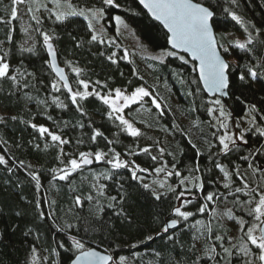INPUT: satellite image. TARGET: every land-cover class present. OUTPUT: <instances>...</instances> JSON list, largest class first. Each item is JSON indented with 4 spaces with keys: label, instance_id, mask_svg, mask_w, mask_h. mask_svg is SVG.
Listing matches in <instances>:
<instances>
[{
    "label": "trees",
    "instance_id": "obj_1",
    "mask_svg": "<svg viewBox=\"0 0 264 264\" xmlns=\"http://www.w3.org/2000/svg\"><path fill=\"white\" fill-rule=\"evenodd\" d=\"M68 2L76 9L101 6V0ZM117 2L121 7L108 9L103 18L110 31H114V16L120 15L146 47L169 49L166 32L136 0ZM199 2L213 6L215 15L212 25L216 38L223 47L229 48L227 53L220 48L231 65L228 97L221 100L230 117L229 123L236 124V127L239 125L237 130L241 132L251 127L249 121L254 115L256 123L264 127V120L260 119L264 116V67L261 66L264 63V0H237L236 4H232L231 0ZM42 3L48 9H55L48 7V0H42ZM10 5L11 0H0V17H9ZM225 9L235 11L249 25L253 51L245 53L231 46L237 39L229 34H241L240 41H244L248 33L241 24L231 19ZM37 15L43 23L39 26L41 31L37 32L35 29L38 26L30 19L36 35L32 51L21 46L24 34L18 20L13 22L15 31L12 33V44L6 42L7 26L0 24V41L4 42L2 50L9 52L10 72L17 77L15 82L7 78L0 80V155L8 160L7 166L0 165V264H67L68 253L59 244L62 242L65 247L69 246V235L83 239L89 247L109 252L117 264L120 256L126 257L125 264H214L205 255L207 246L213 243V240L201 235L205 226L211 224L214 234L226 233V239L234 238L233 243H239L243 233L239 232L236 222L226 217L220 221L213 217L211 211L203 215L198 212L208 192L227 193L218 182L223 173L214 167L213 161L225 166L230 173L238 167L241 173L248 175L255 187L260 182V174L253 176L247 163L240 157L259 148L262 153L254 164H264V137L254 130L250 131L245 135L247 145L238 143L227 155L222 154L218 140L212 135L216 132L219 136L222 130L219 124L216 128L210 126L215 121L206 111L212 106L209 101L219 97H208L200 83H191L194 78L198 80L192 71L193 62L189 60L188 64H184L177 56H165L161 62L143 54L132 56L129 49L127 59H123L125 52H121L115 43L91 41L88 21L83 16H69L63 22H58L54 16L49 18L47 10ZM252 24L260 31L253 29ZM43 32L52 36L57 61L74 90H83L76 83L78 79H83L91 81L102 94L115 88L131 92L139 86L148 87L153 92L161 104L163 115L149 102V98H145L142 105H133L125 110L127 118L135 125L155 132L152 144L155 150L151 147L150 155L140 151L147 143L122 131L116 121L107 117V106L95 96L79 101L84 112L81 115L71 104L62 85H58L59 92L52 89V82L58 81V78L50 68L42 40ZM113 52L116 53L112 57L115 63L108 59ZM178 55L188 60L184 54ZM248 68L257 70L258 78L239 80L240 73L246 74ZM73 69H80L79 76ZM134 69L136 75H133ZM139 77H143V80ZM95 81H100V85H95ZM197 86L199 94L189 95V91L195 92ZM54 101L63 106L58 107ZM253 104L259 110L257 113L249 112ZM244 115H248V119L244 126H240L237 122ZM32 124L43 125L70 141L62 146L65 155L61 156L60 146L47 135L41 137L38 130L31 127ZM94 130L103 133L102 137H97L96 143L90 139ZM189 139L196 144V148L192 147ZM107 140H113L114 144L107 145ZM155 144H159V147H155ZM108 147L121 152V159L125 157L141 168L149 169L148 172L138 173L143 180H132L130 170H112L110 165L95 162L73 173L67 181L52 179V169L64 167L61 160L66 163L77 151H107ZM160 148L164 149L162 156ZM128 150L138 154L123 155ZM151 156H157V161H153ZM165 162L169 171L175 164L183 176L200 177L204 182V192L193 196L186 206L187 211L194 213L192 217L181 221L169 233L158 235L164 222L170 217L174 218L172 209L178 205L175 193L169 192L167 187L160 189L155 185L161 180L179 190V178L166 177L153 171ZM197 166L199 172L194 170ZM8 168L13 171L10 173ZM190 169L193 171L190 172ZM29 172L39 174V191ZM102 173L111 176V179H104ZM233 181V187L239 186L235 176ZM144 183L158 189L162 199L155 200L151 191L143 188ZM100 184L106 185L103 195L96 190ZM189 188L196 191L193 184ZM90 195L93 197L91 201L87 199ZM76 196L81 197L82 206L75 203ZM112 196H116L117 200L123 196V200L115 207H109V204H114L110 199ZM231 199L218 200L209 208L214 207L218 211L231 209ZM120 209L123 214L116 215ZM41 212L45 214L44 218L40 217ZM236 214L242 215L238 211ZM245 219L251 218L245 216ZM68 225H72L71 230L67 228ZM58 228L64 230L58 231ZM149 236L153 239H147ZM217 251L220 249L217 248Z\"/></svg>",
    "mask_w": 264,
    "mask_h": 264
},
{
    "label": "snow or ice",
    "instance_id": "obj_2",
    "mask_svg": "<svg viewBox=\"0 0 264 264\" xmlns=\"http://www.w3.org/2000/svg\"><path fill=\"white\" fill-rule=\"evenodd\" d=\"M52 2L55 6L54 10L48 9L47 5L42 3V0H11L9 17L7 19L0 17V24H3L8 28L6 42L8 44L13 43L12 33L15 31L13 22L20 19L18 6L21 4L28 5L27 14L30 15V19L35 21V24L38 26L35 31H41L39 26L42 25L43 20L37 15V13L40 8L43 7L50 13L49 18L54 16L55 20L58 22H63L69 16H83L88 20L87 27L91 33V41L100 44H104L105 40L97 33L95 24L99 23L104 18L108 9L121 7L117 0H101L100 7H90L77 11L68 0H52ZM138 2L167 30L168 44L171 46V49L175 51H168L165 55L168 57L177 56L184 64H188L190 62L189 60L185 59L182 55H178V53L182 51L188 53L191 57V61L195 62L192 71L198 73V80L194 78L191 83L197 85L202 83L203 90L213 96L217 93L222 96L228 95L225 90L230 86L229 69L231 65L223 58L219 49L223 48V51L227 53L229 52V48H225L219 43L213 31L212 21L215 15L213 6L210 3L207 5L201 3L199 0H138ZM231 2L232 4H236L237 0H231ZM225 12L228 13L233 21L241 24L244 27V31L248 33L246 40H236L231 46L245 53L253 51L254 49L250 47L253 45V38L249 31V25L246 24L243 18L235 11L225 9ZM114 20L116 25L127 27L120 15H116ZM251 27L255 29L254 24H252ZM23 30L27 32V28ZM255 30L257 32L260 31L259 29ZM117 31L119 32V28ZM41 34L48 56L51 58L50 68L58 78V81L52 82L51 87L54 91L59 92L60 86L58 85H62L63 89L67 90L71 104L76 106L81 115H84V112L79 101L95 96L103 105L107 106V117L110 120L118 121V127L126 132L128 136L138 138L142 133L129 119L126 118V109L132 108L133 105H142L145 102V98H149V102L157 110L161 111V115L164 114L158 98L153 95V92L148 87L145 86L135 87L131 92L121 88L109 89L106 94H102L100 91H97L91 81L78 79L76 83L81 86L83 90H80V88L74 90L69 83L68 77L65 75L64 69L57 65V52L51 42L52 36L47 32ZM3 43V41H0V80L7 78L15 82L17 77L10 72V64L7 59L9 52L2 50ZM108 43L114 44L115 41H109ZM27 51H32V49L29 48ZM115 55L116 53L113 52L112 55L108 57L113 63L116 62L112 59ZM127 56L128 53L125 50L122 58L127 59ZM163 58V56L153 57V59H160L161 62L163 61ZM261 66L264 67V63H262ZM73 70L79 76L80 69ZM133 75H136L135 69L133 70ZM258 75L259 73L257 70L248 68L246 74L244 72L240 73L239 80L245 81L246 78L249 77L252 80H256ZM139 79L143 80V77H139ZM94 83L95 85H100L101 82L95 81ZM129 83H131V81H129ZM90 87L92 88L91 91L88 90ZM104 87H106V85ZM199 91V86H197L195 92L189 91L188 94H199ZM54 102L57 103L58 107L63 106L59 104L58 101ZM209 104L212 106L206 109L207 114L213 121H215V123H212L210 126L216 128V125L219 124L220 129H225L224 133L219 136H217L216 132L212 133V135L218 140L220 146L219 151L222 154L227 155L238 143L247 145L248 140L245 138V135L250 131L254 130L260 137H264V127L256 123V117L254 115L249 121L251 125L250 128L244 129L239 134L228 132V125L226 123L228 114L225 111L221 99L216 98L210 100ZM193 111H195V109H193ZM258 111L259 110L255 104L250 106V113H257ZM49 118L51 119V117ZM12 119L16 118L12 117ZM260 119L264 120V116H261ZM31 127L37 129L41 137L47 135L52 142H55L60 146L61 156L65 155L62 146L68 144L70 141L63 139L61 135L51 132L43 125L37 126L36 124H32ZM80 127L83 128L84 125L81 124ZM237 127H239V125H237ZM217 131H219V129H217ZM102 136L103 133L101 131L94 130L90 139L93 143H96L97 137ZM189 143H191L193 148H196V144L192 143L191 139H189ZM113 144V140H107V145L110 146ZM140 151L150 155L151 146L143 147ZM159 152L162 156L164 154V149L160 148ZM261 153L262 149L258 148L255 151L250 152L248 155H242L240 157L241 160L247 163L248 169L251 170L253 176L257 173L260 174V182L256 183L255 187L252 186L253 182H250L248 175L241 173L238 167L230 173L225 166L213 161L214 167L223 173L222 186L227 190V193L208 192L204 195L205 203L201 204L198 208V212L203 215L206 212L211 211L213 217L220 221L226 217L228 220L236 222L238 224L239 232L243 233V235L239 237L240 242L233 243L232 241L234 238L228 237L226 239V233L221 234L217 232L214 234L211 224L205 226V230L201 235L209 240H213V243L207 246L205 255H207L208 260L214 261V264H264V164H254L257 156ZM137 154L138 153L132 152L131 150L123 153L125 156H133ZM121 155L122 153L116 151L114 147H108L107 151H81L78 156L69 158L66 163L64 160H61L64 167L52 169V179L67 181L73 173L81 170L84 166L92 165L95 162L110 165L112 170H130L132 180L142 181L143 177L138 173L148 172L149 169L141 168L139 165H136L134 161L123 160L121 159ZM169 155L172 154L169 153ZM151 159L157 161L158 158L157 156H151ZM21 164H23V162H21ZM0 165H8V160L5 159L4 155H0ZM171 168L172 170L169 171L168 165L165 162L161 166L153 169L157 174L163 173L166 177L175 176L179 178V190L167 185L166 182L159 183L160 189L167 187L169 192L175 193V198L180 203L172 209V216L175 218L170 217L166 220L158 235L169 233L170 230L176 229L181 221H187L194 215L193 212L184 210L186 206L191 203L190 198L185 199L186 195L188 197H193L198 193L202 194L204 192V182L200 177L190 178L183 176V174L176 168L175 164H173ZM194 170L197 172L200 171L198 166ZM8 171L11 173L13 169L8 168ZM189 171L191 172L193 170L190 169ZM28 174L31 176V180L35 181V188L39 191L41 188L39 174L35 172H29ZM101 175L104 179H111V176L109 175L103 173ZM233 176L239 181V186L233 187ZM190 182H193V187L196 191H193V188L187 187ZM210 182L216 183L215 181ZM142 186L145 190L151 191L155 200L159 201L162 199V193L158 189L151 188L147 183H144ZM105 187L106 185L100 184L96 188L99 195L104 194ZM228 197H232L230 203L233 208L225 211H218L214 207L211 209L209 208L210 204L214 205L218 200L227 201ZM241 197L244 198L242 199ZM87 199L91 201L93 200V197L90 195ZM110 199L114 204H109V207H115V204L122 202L123 196L120 197V200H117L116 196H112ZM75 203L82 206L83 201L80 196L75 197ZM39 206L40 204L38 202L37 207ZM233 209L236 211H233ZM237 211L242 213V215L238 216L236 214ZM115 214L122 215L123 210L120 209ZM17 215H19V213H17ZM245 216L251 219H245ZM40 217L44 218L45 214L41 212ZM197 223L200 222L197 221ZM67 228L71 230L72 225H68ZM57 230L63 231L64 229L58 228ZM68 239L70 241L69 246L65 247V244L62 242L59 244V247L68 253L67 264H117L111 254H107V252L102 254L100 251L87 246L83 239H78L75 235H69ZM147 239L151 240L153 237L149 236ZM196 239H199V237H196ZM217 248H219L220 251H217ZM33 251H35V249H33ZM125 260L126 257L120 256L118 264H125Z\"/></svg>",
    "mask_w": 264,
    "mask_h": 264
},
{
    "label": "rangeland",
    "instance_id": "obj_3",
    "mask_svg": "<svg viewBox=\"0 0 264 264\" xmlns=\"http://www.w3.org/2000/svg\"><path fill=\"white\" fill-rule=\"evenodd\" d=\"M48 2H49L48 7L55 8L52 0H48ZM18 7H19V13H20V19H18V23H19V26H20L23 34H24V39H23V41L21 43V46L24 47V48L29 49V48H32L34 43H36V35H35V32L32 29V25H31V21H30V15L27 14V7L28 6L26 4H21ZM84 9H87V8H84ZM76 10L79 11L81 9L77 8ZM44 11H46V10L41 8L39 10V14H42ZM114 23H115V27H114V31L113 32L110 31L107 28V26H106V24H105L103 19L99 23L95 24V28L97 30V33L100 34L104 40H107V41H113L114 40L116 46L121 49V52L124 53L125 50L127 51V49H129L130 50V54L132 56L143 54L145 56H150V57H161V56L165 57L166 56L165 54L168 51H170L169 49L155 50V49H150V48L146 47L142 43V41H140L138 35L136 34V32L134 31L132 26L129 25L126 21H124V24L127 25V27H124L123 25H120V26L116 25L115 20H114ZM25 28H27V32H25L23 30ZM118 28H119V32L117 31ZM229 36L232 37V38L235 37L237 40H240L241 37H242L241 34L240 35L239 34L238 35L237 34H229ZM42 40H43V38H42ZM1 114L2 113L0 112V115ZM126 118H127V116H126ZM127 119H129V118H127ZM229 119H230V117L228 116V118L226 120V123L228 125L227 131L230 132V133L239 134L240 132H239V130H237L236 124L235 125H234V123L230 124L229 123ZM247 119H248V115H244V116H242L239 119V121L237 123L240 124V126H244L246 121H247ZM116 123L118 125L119 122L116 121ZM134 126L137 127L142 133V135L139 137V140L141 142L147 143V144H144L143 147L151 146L152 150H155L154 146L152 145L154 140H155V137H156L155 132H153V131H151L149 129H147V130L141 129L140 126H137L135 124H134ZM221 130H222L221 134H223L225 129H221ZM156 146L159 147V144H155V147ZM79 152H81V151H77L74 156H78ZM84 152H87V151H84ZM122 159L123 160H128L125 157L122 158ZM185 177H190V176H185ZM190 178H195V177H190ZM222 178H223V176L221 178H219L218 182L221 185V187L223 188V186H222V183H223ZM160 182H161V180H158L155 185L157 187H159V183ZM193 182H196V181H193ZM193 182L188 183V186L190 187L193 184ZM189 198L191 199L192 197H188L186 195L185 199H189ZM179 203L180 202L178 201V205H179ZM184 210H186V208Z\"/></svg>",
    "mask_w": 264,
    "mask_h": 264
},
{
    "label": "water",
    "instance_id": "obj_4",
    "mask_svg": "<svg viewBox=\"0 0 264 264\" xmlns=\"http://www.w3.org/2000/svg\"><path fill=\"white\" fill-rule=\"evenodd\" d=\"M136 2L139 4V2H138V0H136ZM139 6L148 14V16L151 18V19H153L154 21H156L162 28H163V30L166 32V35L168 36V34H167V30L163 27V25L159 22V21H157V20H155L154 19V17H152L151 16V14L150 13H148L147 12V9H144L143 8V6L142 5H140L139 4ZM213 31H214V29H213ZM215 33V32H214ZM166 42H167V46H168V48L169 49H171V46L168 44V41H167V37H166ZM46 47V46H45ZM171 50H173V49H171ZM173 51H175V50H173ZM219 51H220V49H219ZM221 52V51H220ZM179 53H182V54H184L187 58H188V60H190L191 61V57H190V55L188 54V53H184V52H179ZM222 54V53H221ZM223 56V55H222ZM47 57H48V61H49V64H50V57L48 56V53H47ZM223 58H224V56H223ZM225 59V58H224ZM226 60V59H225ZM192 62V61H191ZM193 63H195V62H193ZM57 65L59 66V67H61V68H63L61 65H59V63H58V61H57ZM65 72V71H64ZM196 73V75H197V78H198V73L197 72H195ZM53 74L55 75V73L53 72ZM65 75H66V73H65ZM67 76V75H66ZM70 83V82H69ZM200 85H201V87H202V90H203V85H202V83H200ZM226 92H227V89L225 90ZM203 92L208 96V97H219L221 100H225L227 97H228V95H226V96H222V95H220L219 93H217L215 96H213L212 94H210V93H207L206 91H204L203 90ZM228 93V92H227ZM91 248H93V249H95V250H97V251H100L102 254H105V252L106 251H103V250H100V249H98V248H96V247H91ZM107 254H110L109 252H107Z\"/></svg>",
    "mask_w": 264,
    "mask_h": 264
}]
</instances>
